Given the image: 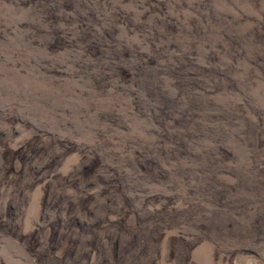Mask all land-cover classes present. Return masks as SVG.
Returning a JSON list of instances; mask_svg holds the SVG:
<instances>
[{"label":"rangeland","instance_id":"obj_1","mask_svg":"<svg viewBox=\"0 0 264 264\" xmlns=\"http://www.w3.org/2000/svg\"><path fill=\"white\" fill-rule=\"evenodd\" d=\"M0 264H264V0H0Z\"/></svg>","mask_w":264,"mask_h":264},{"label":"trees","instance_id":"obj_2","mask_svg":"<svg viewBox=\"0 0 264 264\" xmlns=\"http://www.w3.org/2000/svg\"><path fill=\"white\" fill-rule=\"evenodd\" d=\"M116 248H117V246L115 244H112L111 245V251H110V253L113 252V255L114 256L117 254Z\"/></svg>","mask_w":264,"mask_h":264}]
</instances>
